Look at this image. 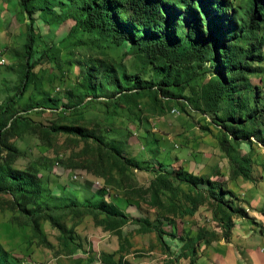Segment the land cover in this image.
I'll use <instances>...</instances> for the list:
<instances>
[{
  "label": "trees",
  "instance_id": "obj_1",
  "mask_svg": "<svg viewBox=\"0 0 264 264\" xmlns=\"http://www.w3.org/2000/svg\"><path fill=\"white\" fill-rule=\"evenodd\" d=\"M17 3L29 21L17 92L0 107V194H9L18 210L10 217L11 221L20 227L29 226L39 243L52 247L42 230V222L48 221L60 233L59 244L67 248L68 253L74 251L80 244L66 233H72L81 218L88 215L94 225L111 232L118 239L116 251L101 252L100 264H124L123 252L127 251L130 242L122 227L130 219L116 203L107 200L110 185L118 187L121 181L109 173L116 170L122 175L128 170L142 168V162L124 156L114 142L101 151V137L77 124L76 119L61 114L47 124L35 125L41 138L49 139L54 133L65 132L78 135L85 144L90 137L97 141L101 148L97 151L101 161L108 165L107 171L103 168L95 176L103 180V186L94 189V198L84 199L82 203L67 198H62L63 204L47 203L42 201L44 183L38 167L31 162L23 168L13 166L22 154L9 140L33 129L31 119L19 113L17 102L33 81L31 69L34 63H30V59L35 42V13L48 25L62 24L71 19V30L80 28L89 33H106L118 45L128 42L130 52L140 58V66L136 67L143 69L145 64L151 65L150 77L142 79L137 72L128 74L122 67L120 79L115 82L118 95L111 105L116 108L124 104L125 109L130 110L139 105V99L147 97L157 110L163 112L166 100L181 99L191 109L210 114L212 123L219 127L214 138L228 161L229 177H251V155L238 149L240 143L249 141L251 136L256 141L260 140L258 125L264 123V102L262 105L258 102L250 105L241 86L244 75L253 72L249 61L264 59L260 46L254 44L256 32L264 28L261 24L264 23V0H245L242 5H235L233 0H17ZM42 54L54 60L56 49L47 47ZM205 65L213 71L209 76H206ZM90 74H85L80 86L84 94L93 98L104 96L100 93L105 94V85L95 83ZM247 87L256 98L254 86ZM46 95L44 101L47 105L58 104L59 99ZM32 107L26 101L21 110L27 111ZM181 184L186 185L187 190L182 189ZM178 193L184 198L183 204L175 200ZM233 193L225 189L218 179L195 175L183 167L158 169L146 187L135 191L139 200L163 210V213L167 211V214L192 216L205 204L206 197L212 199L217 209L212 211L213 217L217 226L223 229L222 238L225 240L229 239L234 216H246L242 206L234 208L224 201L226 194ZM162 195L167 197V202ZM127 198L133 197L129 194ZM217 212L219 217H216ZM154 213L156 223L146 217L136 221L140 223L141 232L156 231L161 238L164 233L162 223L166 219L156 211ZM66 217L72 220L69 227L65 224ZM216 236L214 230L199 228L194 237L183 241L182 248L189 251V255L194 254L196 241L208 244ZM6 256L0 245V264L6 261Z\"/></svg>",
  "mask_w": 264,
  "mask_h": 264
},
{
  "label": "rangeland",
  "instance_id": "obj_2",
  "mask_svg": "<svg viewBox=\"0 0 264 264\" xmlns=\"http://www.w3.org/2000/svg\"><path fill=\"white\" fill-rule=\"evenodd\" d=\"M244 1L233 0V3L242 5ZM28 21L27 15L21 12L17 0H0V50L5 54L6 62L0 65V107L5 104L8 97L17 92L20 69L24 63L23 44L26 40ZM261 24L264 26V23ZM33 26L35 42L30 59V63H34L31 69L33 81L17 102L19 113L31 119L33 129L21 136H13L9 141L22 154L14 162V167L23 168L29 162L38 167L44 183L42 201L63 204L62 198H67L82 203L84 199L91 198L89 197L91 192L88 190L92 185L89 182L95 183V185L93 183L95 189L102 187L103 180L95 176L103 168L107 171L108 164L101 161L97 152L101 148L93 137L88 138L87 144L78 135L65 132L54 133L49 139L41 138L36 125L47 124L63 114L76 119L77 124L85 126L94 135L101 137V151H105L106 146L114 142L124 156L142 162V168L128 170L122 175L116 170L111 172L108 170L110 175L121 180L118 187L110 185L111 189L107 191L108 201L122 199L129 194L133 199L137 198L135 191L140 187H146L156 170L186 167L187 159L194 160L188 158L189 152H192L193 155L199 154L205 159L212 158L217 165L221 164L211 169L210 173L218 175L217 179L225 189L235 192L224 196L227 205L234 208L242 206L239 195L242 181L237 182L241 177L233 180L229 177L228 161L218 149L214 138L219 127L212 123L210 114L199 113L183 104L181 99L174 98L164 102L163 112L157 110L156 105L147 97L139 99V105L130 110H126L124 104L116 108L111 105L118 95L115 92L117 89L115 82L120 79L122 67H125L128 74L137 72L142 79L150 77L151 65L147 63L143 69L136 67L140 66V58L130 52L128 42L118 45L106 33H89L80 28L71 30L73 27L71 19L62 24L48 25L42 21L38 13L33 15ZM263 32L264 28L261 27L254 38V44L260 46L262 55H264ZM50 46L56 49L54 60L47 59L42 54ZM249 67L253 72L244 75V83L241 86L244 89L243 93L247 99L249 98L250 105L257 102L262 105L264 59L259 62L249 61ZM205 70L206 76L213 73L207 65ZM86 73H91L90 77L95 83L101 82L105 85L103 88L105 94L100 93L104 96L93 98L84 94V89L80 86ZM247 86L252 88L254 86L255 92L257 91L256 98ZM46 93L59 99L56 106L47 105L44 101ZM158 98L162 102L161 96ZM26 101L34 107L22 111L21 108ZM258 129L260 140L256 141V138L251 136L250 142L242 141L238 149L241 153L251 155V170L256 171L259 167H264V123L258 125ZM178 159L183 164L179 163ZM206 166L212 167V164ZM74 174L79 175L76 180L72 179ZM258 175L259 172L255 177ZM180 187L187 190L184 184ZM166 198L162 195L165 202ZM175 200L182 204L185 202L181 193H178ZM142 203L145 204L143 201ZM145 208L146 218L152 223H156L154 211L165 217L166 220L162 223L164 233L159 238L156 231L141 232L140 223L136 218H131L122 227L123 234L130 242L127 251L123 252L124 264H220L212 258L213 251L224 254L227 246L223 242L227 240L222 238L223 229L217 226L213 217L212 211L217 209L212 199L206 197L205 204L196 211L197 217L179 213L167 214V211L163 213V210L152 208L148 204ZM17 213L11 196L0 194V245L7 253L6 264H56L57 261L66 264L69 260L76 264H87L79 254L80 250L84 249L88 251V257L100 253L95 263L100 264L103 250L101 248L100 251L95 250L92 246L98 247V243H104L107 244V249H110L113 241V244H118L116 236L110 241L109 237L103 239L105 236L96 231V227L100 226L94 225L91 216L84 215L73 232L66 233L74 238L75 243L80 244L81 248L74 254L68 253V249L59 244L60 233L52 228L48 221H43V233L52 244V247L48 248L38 242L29 226L20 227L11 221L10 217ZM219 216L217 212L216 217ZM71 223V218L66 217V227ZM199 228L214 230L217 236L208 244L202 240L196 241L193 244L194 254L189 255L190 252L182 248L183 241L194 237ZM81 236H84V239Z\"/></svg>",
  "mask_w": 264,
  "mask_h": 264
},
{
  "label": "crops",
  "instance_id": "obj_3",
  "mask_svg": "<svg viewBox=\"0 0 264 264\" xmlns=\"http://www.w3.org/2000/svg\"><path fill=\"white\" fill-rule=\"evenodd\" d=\"M189 153L190 155L188 158H194V160H186L187 165L186 167H183L185 170H188L195 175L208 174L210 179H217L218 175H213L210 172L211 169H214L216 166H221V164L217 165L210 157H207L205 159L204 156H200L199 154L193 155L192 152ZM177 161L183 164L180 159H178ZM206 164H212V167H207ZM195 165L197 169L195 168ZM257 172H259V175L256 178L255 175ZM220 173L223 174V171H221ZM226 174H228V172H226ZM224 177H226V175H224ZM240 179H237V182L242 181L240 183L241 193L239 195H241V205L246 211V216H234V225L230 230L229 239L227 240V242H223V244L227 246L225 248V253L223 254L221 252L213 251L214 255L212 254V258L214 259V261L220 264H226V262H228L229 264H264V167H259L258 171L252 169L250 178L245 179L244 181L243 178L241 180ZM88 182L89 181H87V183ZM91 185V189L88 190L91 192V196L89 197L94 198L93 194L95 188L92 183ZM127 199L128 200H126V197H123L122 199H111V202L116 203V205L127 215L129 219H142L144 217H147V213L145 211L146 203H142V200H139L138 198ZM197 215L198 214L195 212L192 216L197 217ZM96 229V231L101 233V236H105L103 239H106L107 237H109V241L110 239H115V235H111V232L102 230L100 227H96ZM257 231L259 233H257ZM82 238L84 239V236ZM92 243H94V241H92ZM113 243L114 241L111 243L112 247H110V249H107V244L104 243H98V247L92 246V248L98 251H100L101 248L103 252L111 253L116 251L118 248V244ZM78 248L81 247H77L74 251L70 253L74 254L76 250H79ZM79 254L82 259L87 262V264H95L96 257L100 253H96L93 257H88V251H85L84 249L80 250ZM1 264L6 263L3 262ZM56 264L61 263H58L57 261ZM66 264L76 263L69 260L68 262H66Z\"/></svg>",
  "mask_w": 264,
  "mask_h": 264
},
{
  "label": "built area",
  "instance_id": "obj_4",
  "mask_svg": "<svg viewBox=\"0 0 264 264\" xmlns=\"http://www.w3.org/2000/svg\"><path fill=\"white\" fill-rule=\"evenodd\" d=\"M0 63H6L5 62V54L3 52H1V50H0Z\"/></svg>",
  "mask_w": 264,
  "mask_h": 264
},
{
  "label": "bare ground",
  "instance_id": "obj_5",
  "mask_svg": "<svg viewBox=\"0 0 264 264\" xmlns=\"http://www.w3.org/2000/svg\"><path fill=\"white\" fill-rule=\"evenodd\" d=\"M0 65L2 66L3 63H0ZM77 178H78L77 175H73V179H74V180H76Z\"/></svg>",
  "mask_w": 264,
  "mask_h": 264
}]
</instances>
